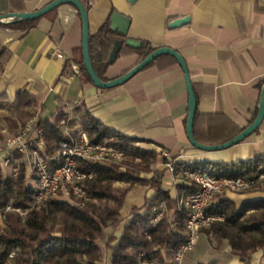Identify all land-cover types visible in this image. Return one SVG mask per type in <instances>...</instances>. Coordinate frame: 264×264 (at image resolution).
Returning a JSON list of instances; mask_svg holds the SVG:
<instances>
[{
	"label": "crops",
	"instance_id": "1",
	"mask_svg": "<svg viewBox=\"0 0 264 264\" xmlns=\"http://www.w3.org/2000/svg\"><path fill=\"white\" fill-rule=\"evenodd\" d=\"M20 1L16 7L33 12L53 0ZM7 12L17 11L11 9L9 0H0V15ZM115 12L129 18L128 38L147 40L155 49L171 48L185 60L196 113L203 117L200 132L207 118L212 123L229 122L242 131L253 121L264 84V0H89V34L96 33L106 20L110 23ZM186 17L188 23L169 26ZM81 41V19L71 4L59 5L26 33L0 26V50L10 52L0 73V147L32 116L54 123L61 110L73 121L72 126L64 127L68 135L80 131L87 113L107 128L135 139L139 147L157 153L167 151L174 163L231 164L264 157V119L254 133L226 150L203 152L189 144L188 94L178 64L163 70L144 68L122 86L106 91L83 81L78 66L82 60ZM138 62L137 56L126 53L107 68L105 77L118 78ZM18 92L34 99L23 112L15 106ZM5 117H10L15 129L9 128ZM162 162L158 158L157 166L161 167ZM166 180L169 185H165ZM174 185L165 175L162 189L172 197L177 192ZM130 187L132 207L142 206L156 190L137 184ZM225 199L239 208L245 202L264 199V194H228L216 197L213 204ZM132 207L125 214L124 228L132 218ZM117 230L113 236L118 239L122 231ZM224 251L229 255L228 246ZM98 264L108 262L103 259ZM227 264L242 263L230 257ZM251 264H264L262 251L253 255Z\"/></svg>",
	"mask_w": 264,
	"mask_h": 264
},
{
	"label": "trees",
	"instance_id": "2",
	"mask_svg": "<svg viewBox=\"0 0 264 264\" xmlns=\"http://www.w3.org/2000/svg\"><path fill=\"white\" fill-rule=\"evenodd\" d=\"M9 1L11 9L16 10V13H23L22 7H16L20 0ZM79 1L88 10L89 0ZM39 19L0 26L26 33L36 26ZM109 25V20H106L96 33L89 36L91 62L102 81H109L105 72L117 58L129 53L137 56L140 62L156 50L147 40H139L141 47L138 49L130 48L125 44L128 37H120L109 29ZM116 41H120L121 45L116 52V58L111 62V53ZM9 59L10 52L5 48L1 49L0 70ZM173 65H177L173 57L162 55L145 68L156 67L163 70ZM78 66L82 80L92 83L82 60ZM33 103V97L26 92H18L15 96V106L20 112ZM1 107L0 102V109ZM255 116L256 113L252 120ZM68 118V113L60 110L54 118V123L49 120H37L36 128L46 143V155L53 154L60 141L70 142L71 137L83 132L92 143L106 142L118 147L124 152L125 158L120 165L78 161L77 167L80 170L92 174L90 178L82 181L88 200L83 206L45 200L39 210L32 209L36 190L31 180L25 176L24 165L21 164L16 180L2 173L0 169V213L3 214V226L0 227V261L8 264L9 253L15 251L17 256L12 264H98L102 261L103 250L107 248L111 251L110 264H137L140 253H144L147 260L165 264L162 249L174 251L185 241L184 225L189 213L186 210H175L177 219L174 229H171L167 219L157 225L150 224L154 206L165 202L167 208L174 209L177 204V199L172 197L169 191L162 189L164 169L154 168L159 154L137 146L135 139L107 128L87 113L81 121L80 131L68 135L63 129L65 125H73V121ZM201 118L203 117L196 113L193 135L195 140L203 145H220L242 132L229 122L212 123L210 118L205 119V126L200 132L198 126ZM4 120L10 129H15L10 117H5ZM25 123L26 121L20 127ZM174 167L180 179L174 185L179 196L198 189L196 185L181 177L185 170L204 172L215 177L255 179L264 173V157L231 164L178 162L174 163ZM149 173L151 176L148 178L141 176ZM118 182L129 186L139 184L142 187H155L156 190L149 199H145L142 206L130 209L132 218L117 239L113 235L108 236L106 229H114L123 219L121 211L128 188L116 187ZM255 187L264 191V180L257 182ZM9 203L13 209H29V212L21 218L14 210L5 211ZM142 209H146L144 214H140ZM206 214L224 217L222 221H215L200 231L212 239L216 249H221L224 245L229 246L230 257L242 264H251V256L258 251H262L264 257V199L245 202L239 208L234 202L225 199L211 205ZM146 235L150 239H147ZM115 241V245H112Z\"/></svg>",
	"mask_w": 264,
	"mask_h": 264
},
{
	"label": "built area",
	"instance_id": "3",
	"mask_svg": "<svg viewBox=\"0 0 264 264\" xmlns=\"http://www.w3.org/2000/svg\"><path fill=\"white\" fill-rule=\"evenodd\" d=\"M56 56L63 58L61 53H57ZM36 122L37 118L32 116L19 131L5 138L4 145L0 147L1 172L16 180L21 164L24 165L25 176L31 180L36 190L32 206L34 210H39L41 203L45 200L83 206L88 197L83 189L82 181L90 178L92 174L80 170L77 167L78 161L120 165L125 158L124 152L106 142L92 143L87 135L81 132L78 136L71 137L70 142L60 141L57 150L51 155H46V143L41 132L36 128ZM158 154L159 159L163 161L161 167L165 168L172 182L176 183L179 176L175 173L174 162L170 155L165 150H161ZM181 177L196 185L198 189L183 194L178 202V210H186L189 213L185 222L186 237L174 251L165 249L166 264H182L185 253L195 248L201 228L223 220V215L206 214V210L214 205L216 197L254 191L264 194V191H259L255 187L257 182L264 180V173L255 179H248L215 177L204 172L185 170L181 173ZM10 210L16 211L21 218L29 212V209H13L9 203L5 211ZM165 211L163 203L158 208H154L151 225L157 224ZM172 221H175V215ZM2 226L3 214L0 213V227ZM16 256L15 251L10 252L7 263L12 264ZM138 262L139 264H157L147 260L144 253L139 254ZM0 264L3 263L0 261Z\"/></svg>",
	"mask_w": 264,
	"mask_h": 264
},
{
	"label": "water",
	"instance_id": "4",
	"mask_svg": "<svg viewBox=\"0 0 264 264\" xmlns=\"http://www.w3.org/2000/svg\"><path fill=\"white\" fill-rule=\"evenodd\" d=\"M129 3H134L136 0H127ZM61 4H71L73 5L81 19L82 24V41H81V50H82V63L83 67L92 82V84L99 88V89H112L118 86H122L127 81H129L133 76H135L138 72H140L142 69H144L146 66H148L152 61H154L156 58L162 55H169L173 57L180 69L183 72L184 80L187 88V94H188V114H187V120H186V136L188 139L189 144L203 152H215V151H221L226 150L244 139H246L248 136H250L252 133L255 132V130L260 126L264 119V84L262 85L259 102L257 106V113L254 118V120L238 135H236L231 140L220 144V145H203L199 142H197L193 135V125L196 115V98L193 92V87L190 81L189 72L187 69V65L185 63V60L181 57V55L176 52L175 50L168 48V47H162L154 50L151 52L148 56H146L143 60L138 62L134 67H132L129 71H127L122 76L109 80V81H102L98 75L96 74L91 58L89 53V28H88V16H87V10L85 7L81 4L79 0H53L51 3L47 4L43 8L33 11V12H23V13H15V12H8L5 14L0 15V25L2 24H9L12 22H20V21H31V20H37L47 13L51 12L53 9L58 7ZM189 18H183L179 20H175L174 22L170 23L169 26L172 28L184 25L188 23ZM130 20L126 16L120 13H113L110 18V25L109 29L113 32H115L120 37H126L127 31L129 27ZM125 44L129 46L132 49H138L141 47V41L135 40L132 38H127L125 40ZM121 45L120 41H116L114 43V48L111 53L110 61L112 62L116 58V52L119 50Z\"/></svg>",
	"mask_w": 264,
	"mask_h": 264
},
{
	"label": "rangeland",
	"instance_id": "5",
	"mask_svg": "<svg viewBox=\"0 0 264 264\" xmlns=\"http://www.w3.org/2000/svg\"><path fill=\"white\" fill-rule=\"evenodd\" d=\"M68 120H70V118H68ZM65 123L67 124V122H65ZM63 129H65V128H63ZM157 161H158V159H157ZM154 168L159 169V170L160 169H164V176L167 175V172L165 171V168L164 167H158L157 163L154 166ZM141 176L148 178V177L151 176V173H149V174H141ZM167 184L168 185L170 184V182L168 180H166V184L165 185H167ZM137 185H139V184H137ZM115 186L116 187H120V188H128V193L126 195L125 203H124V206H123L122 211H121L122 215H123V219L114 229H112V228L106 229V233H107L108 236L115 235L114 232L117 229L119 231H122V232L124 231L123 228H124V225H125L124 224V219L126 217L125 214H126L128 208L132 207L131 203H129V199L128 198H129V195H130V191H131V189L133 187L131 188L128 184L120 183V182L116 183ZM175 194H176V196L174 195V197L177 199L176 208L169 209V208H167V205L165 204V202H161V203H163L165 205V210L166 211H165V214L161 217V220L159 222H157V224H159L162 220L167 219L168 223L171 225V229H174L176 227L177 214H176L175 210L179 211L178 210V202H179L180 198L182 197V195L178 196L177 192ZM161 203H159L157 206H154L152 208V211H151L152 212V217L150 219V224L152 223V219L154 218L153 209L154 208H158L161 205ZM145 211H146V209H142L140 211V214H144ZM173 215H175V221H172ZM128 222H127V224H128ZM157 224H155V225H157ZM110 229L113 231V233H111V234L109 233V232H111ZM147 237H149V236L146 235V238ZM147 239H150V237L147 238ZM226 246L227 245H224V247H222L221 249H216L214 247V243H213L212 239L210 237H207L205 234L201 233L195 248L192 249L191 251H188V252L185 253V255L183 257V261H182L183 263L182 264H227L229 259H230V255H228L224 251ZM229 250H230V248H229ZM164 251H165V248L162 249V255H163L164 260H165ZM262 254H263V252H262ZM253 255L251 256V260H252ZM110 256H111V253H110L109 249L105 248V250H103L102 261H103V259H105V261H107L108 264H110ZM137 264H139L138 258H137ZM165 264H166V262H165Z\"/></svg>",
	"mask_w": 264,
	"mask_h": 264
}]
</instances>
